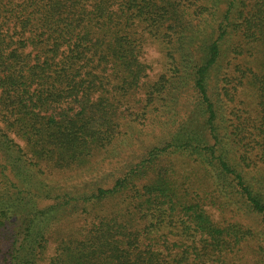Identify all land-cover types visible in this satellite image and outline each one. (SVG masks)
Instances as JSON below:
<instances>
[{
  "label": "trees",
  "instance_id": "trees-1",
  "mask_svg": "<svg viewBox=\"0 0 264 264\" xmlns=\"http://www.w3.org/2000/svg\"><path fill=\"white\" fill-rule=\"evenodd\" d=\"M250 215L264 0H0V264H222Z\"/></svg>",
  "mask_w": 264,
  "mask_h": 264
},
{
  "label": "rangeland",
  "instance_id": "rangeland-1",
  "mask_svg": "<svg viewBox=\"0 0 264 264\" xmlns=\"http://www.w3.org/2000/svg\"><path fill=\"white\" fill-rule=\"evenodd\" d=\"M143 56L142 59L146 65H148L147 69V80L150 82L156 81L157 78H159L160 75L166 73L167 65H166V59L163 55L162 49L157 43L149 42L146 47H144L143 50ZM187 106V105H186ZM253 107L254 105H250V115H253ZM186 109L191 110L192 105L188 104V107ZM183 110V108H182ZM146 118L148 120H151L153 117L150 115H147ZM149 126H147L148 128ZM145 129L142 133H147L149 130ZM104 153L99 151L98 155H96L92 161L91 165L94 167H97V165L103 160ZM180 158H178L179 160ZM176 165L179 167V171L182 168V161L176 162ZM87 167H81L79 169L71 170V171H78L77 173L85 172ZM185 168V167H184ZM183 168V169H184ZM76 172L71 173L66 172L64 175L71 176L75 175ZM206 183V182H205ZM205 183L202 186V191H206ZM210 212L213 213L214 218L217 217L215 214L216 212L213 210H210ZM241 223L244 226H250V232H253L254 235L252 238H250V242L243 243L239 246V248L232 254L227 255L223 259L222 264H259L258 261H260L261 264H264V225L261 223V221L255 217L254 215H250V218L247 219V217H243V220Z\"/></svg>",
  "mask_w": 264,
  "mask_h": 264
}]
</instances>
